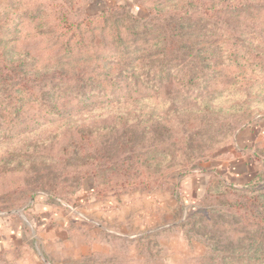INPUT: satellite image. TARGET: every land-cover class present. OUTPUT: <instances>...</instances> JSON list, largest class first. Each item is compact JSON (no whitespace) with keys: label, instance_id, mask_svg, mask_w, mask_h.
<instances>
[{"label":"rangeland","instance_id":"374dc122","mask_svg":"<svg viewBox=\"0 0 264 264\" xmlns=\"http://www.w3.org/2000/svg\"><path fill=\"white\" fill-rule=\"evenodd\" d=\"M0 264H264V0H0Z\"/></svg>","mask_w":264,"mask_h":264}]
</instances>
